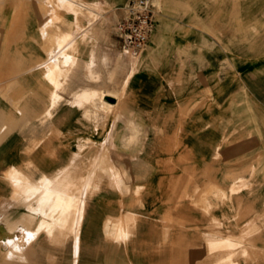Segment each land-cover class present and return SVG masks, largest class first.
I'll return each instance as SVG.
<instances>
[{
  "label": "rangeland",
  "instance_id": "obj_1",
  "mask_svg": "<svg viewBox=\"0 0 264 264\" xmlns=\"http://www.w3.org/2000/svg\"><path fill=\"white\" fill-rule=\"evenodd\" d=\"M123 2L0 0V264H264V0Z\"/></svg>",
  "mask_w": 264,
  "mask_h": 264
},
{
  "label": "built area",
  "instance_id": "obj_2",
  "mask_svg": "<svg viewBox=\"0 0 264 264\" xmlns=\"http://www.w3.org/2000/svg\"><path fill=\"white\" fill-rule=\"evenodd\" d=\"M155 27L152 0H125L114 25L118 48L134 53L144 49Z\"/></svg>",
  "mask_w": 264,
  "mask_h": 264
},
{
  "label": "crops",
  "instance_id": "obj_3",
  "mask_svg": "<svg viewBox=\"0 0 264 264\" xmlns=\"http://www.w3.org/2000/svg\"><path fill=\"white\" fill-rule=\"evenodd\" d=\"M123 4H124V2H123ZM105 97H109V98L115 99V97H112V96H109V95L105 96ZM105 97H103V99H101L100 95H99V98L102 101V104L100 105V108L104 109V110H109V109H111L112 107L115 106L117 101H116V103H110V102H107ZM107 104H110V105H107ZM15 123L6 124V127H5L4 130L9 133L12 130V128L14 127ZM192 138L193 137H191V139ZM37 164H39L38 171H39L40 174H42L44 176L48 175V174H54V177H57V181L55 183V188H59V187H66L67 188L68 187V185H69L68 181L73 177L72 175L74 173L72 170L71 171H67V170L64 171V170H62L63 167L57 170V167L53 166L52 164H50L49 162H46V161H42V162L39 161ZM59 176H60L61 179L58 178ZM82 236H84V234ZM80 237H81V235H79V239H80ZM3 243H4V241L0 242V252H1V249H2L1 247H2Z\"/></svg>",
  "mask_w": 264,
  "mask_h": 264
},
{
  "label": "bare ground",
  "instance_id": "obj_4",
  "mask_svg": "<svg viewBox=\"0 0 264 264\" xmlns=\"http://www.w3.org/2000/svg\"><path fill=\"white\" fill-rule=\"evenodd\" d=\"M14 78V77H13ZM6 81H8V80H6ZM111 93V91H108V90H105V91H101V93H100V98L101 99H103V97H105V96H112V97H115L114 95H112V94H110ZM105 98H109V97H105ZM116 98V97H115ZM110 99H112V98H110ZM105 102V101H104ZM108 102V101H107ZM106 103V102H105ZM107 105H110V104H107ZM8 116H9V114H8ZM11 117V116H10ZM9 118V117H8ZM58 170V169H57ZM60 236V235H59ZM229 238H231V237H229ZM242 238V237H241ZM63 239V238H62ZM61 239V240H62ZM240 239V238H239ZM240 241V240H239ZM242 241H243V239H242ZM239 249V248H238ZM247 253V252H246ZM264 254V253H263ZM234 255V254H233ZM247 255H248V253H247ZM233 257V256H232ZM246 260V259H245ZM236 262V261H235ZM236 264V263H235Z\"/></svg>",
  "mask_w": 264,
  "mask_h": 264
}]
</instances>
